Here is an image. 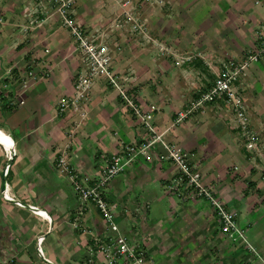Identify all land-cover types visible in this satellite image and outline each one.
I'll list each match as a JSON object with an SVG mask.
<instances>
[{
  "label": "crops",
  "instance_id": "crops-1",
  "mask_svg": "<svg viewBox=\"0 0 264 264\" xmlns=\"http://www.w3.org/2000/svg\"><path fill=\"white\" fill-rule=\"evenodd\" d=\"M139 2L153 6L141 16L149 41L117 17L121 8L114 0H74L72 16L109 45L113 73L124 78L144 112L156 106V130H166L165 139L189 153L204 184L236 212L246 240H232L221 231L208 199L168 189L175 166L160 158L164 150L158 142L107 186L117 232L132 244L142 242L151 264H264V52L238 84L250 128L258 133L257 150L245 146L221 98L176 120L229 60L243 59L264 44V3L130 4ZM0 18V131L15 151L8 158L0 143V264H93L88 251L93 235L110 242L116 232L95 205L79 222V201L68 174L94 181L102 156L122 145L139 146L151 132L104 78L91 84L85 116L60 109V101L73 96L83 64L53 0H0ZM22 69L37 78L26 89L24 103L13 105L8 98L16 96ZM60 151L70 164L67 174L54 165Z\"/></svg>",
  "mask_w": 264,
  "mask_h": 264
},
{
  "label": "built area",
  "instance_id": "built-area-1",
  "mask_svg": "<svg viewBox=\"0 0 264 264\" xmlns=\"http://www.w3.org/2000/svg\"><path fill=\"white\" fill-rule=\"evenodd\" d=\"M121 10L117 17H123L124 21L130 23L131 30L139 31L146 36L145 23L140 16V11H136L130 4L131 0H114ZM161 2L162 0H157ZM258 3H264V0H255ZM54 10L58 14L61 26L69 30L75 42L77 51L81 57L83 71L78 73L74 86L73 96L69 101L62 100L59 103L61 110L72 109L81 116L86 114L87 93L94 80L104 78L109 85L115 88L124 104L133 110V113L139 119L140 123L151 132L147 142L141 145L126 144L120 146L119 151L112 154H106L99 161L97 178L89 182V176L81 178L68 174L74 190L77 194L79 207V222L82 220V214L86 213L91 205H95L101 217L108 222L109 228L116 232L113 237H109L110 242H104V239L93 235L92 244L89 245L90 261L93 264H151L146 248L142 242L130 243L126 238L117 232V225L113 222L110 204L106 200L105 192L109 182L120 173L138 154L144 152L153 142H158L163 147L164 153L160 158L170 159L175 166V174L171 182L167 185L169 190H180L188 192L191 196L208 199L218 222L221 231L230 239L241 238L246 240L245 235L236 223V212L225 206L224 201L215 196L210 186L204 184L200 170L189 160V153L175 143L165 139V131H157L153 124L152 110L155 105L151 104L148 111H143L142 107L127 92V86L123 77L116 76L111 69V51L109 45L96 36L87 32L86 28L80 25L72 16V6L74 0H53ZM2 19L0 18V21ZM264 52V44L248 53L243 59L229 60L225 68L216 74L213 84L201 92L199 96L190 102L184 109L178 111L177 121L185 118L191 112L200 109L203 110L206 104L217 99H223L227 108L233 116V126L244 136L245 146L248 149L257 150L258 133L250 128V114L244 104L243 96L238 88L241 77L250 65L258 60L261 53ZM37 78L31 69L21 70L19 74V86L16 89V96L8 98V102L13 105L24 103V94L31 80ZM8 158H11L15 151L12 147L7 150ZM55 168L62 174L69 171V161L65 151H60L55 159ZM8 165L3 169V175L7 174ZM5 183V182H4ZM7 199H13L3 193ZM18 202V201H17ZM19 203V202H18ZM35 210V208H32ZM38 211V210H37ZM81 216V217H80ZM80 224V223H78ZM86 229V224L80 225ZM41 242L39 238L38 243ZM38 251L41 253L40 247ZM49 263L50 260H48Z\"/></svg>",
  "mask_w": 264,
  "mask_h": 264
},
{
  "label": "rangeland",
  "instance_id": "rangeland-1",
  "mask_svg": "<svg viewBox=\"0 0 264 264\" xmlns=\"http://www.w3.org/2000/svg\"><path fill=\"white\" fill-rule=\"evenodd\" d=\"M140 4H138V5H136V6H134L133 5V7L132 8H134L136 11H140L139 13H140V16H142V17H145L144 16V13H146V12H148L150 9H152L151 7H153V6H150V5H148V3L146 2V4L147 5H144L143 3H141V2H139ZM143 4V5H142ZM146 15V14H145ZM146 22V21H145ZM145 32L147 33V35L146 36H150V38H148L147 39V37H146V39L149 41V40H151V35L149 34L150 32H148V27H147V25L145 24ZM131 30V29H130ZM133 33H136L137 35H141V37H144V34L145 33H141V32H139V31H135V30H131Z\"/></svg>",
  "mask_w": 264,
  "mask_h": 264
},
{
  "label": "bare ground",
  "instance_id": "bare-ground-1",
  "mask_svg": "<svg viewBox=\"0 0 264 264\" xmlns=\"http://www.w3.org/2000/svg\"><path fill=\"white\" fill-rule=\"evenodd\" d=\"M0 143L4 145L5 148H9L11 145V139L0 131Z\"/></svg>",
  "mask_w": 264,
  "mask_h": 264
},
{
  "label": "water",
  "instance_id": "water-1",
  "mask_svg": "<svg viewBox=\"0 0 264 264\" xmlns=\"http://www.w3.org/2000/svg\"><path fill=\"white\" fill-rule=\"evenodd\" d=\"M3 184H4V181H3ZM4 186V185H3Z\"/></svg>",
  "mask_w": 264,
  "mask_h": 264
}]
</instances>
